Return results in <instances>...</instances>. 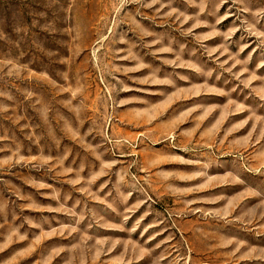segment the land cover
<instances>
[{
    "label": "rangeland",
    "instance_id": "obj_1",
    "mask_svg": "<svg viewBox=\"0 0 264 264\" xmlns=\"http://www.w3.org/2000/svg\"><path fill=\"white\" fill-rule=\"evenodd\" d=\"M0 264H264V0H0Z\"/></svg>",
    "mask_w": 264,
    "mask_h": 264
}]
</instances>
